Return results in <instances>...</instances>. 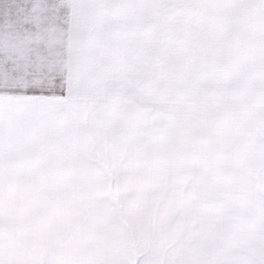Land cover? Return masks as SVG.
<instances>
[{
  "label": "rangeland",
  "instance_id": "374dc122",
  "mask_svg": "<svg viewBox=\"0 0 264 264\" xmlns=\"http://www.w3.org/2000/svg\"><path fill=\"white\" fill-rule=\"evenodd\" d=\"M143 1L151 76L122 64L119 110L74 104L0 151V264H264V200L207 198L235 168L205 165L264 125V0Z\"/></svg>",
  "mask_w": 264,
  "mask_h": 264
},
{
  "label": "crops",
  "instance_id": "0c3cea01",
  "mask_svg": "<svg viewBox=\"0 0 264 264\" xmlns=\"http://www.w3.org/2000/svg\"><path fill=\"white\" fill-rule=\"evenodd\" d=\"M136 8L137 0H0V151L24 150L18 144L25 143L26 128L29 135L56 128L53 120L72 118L74 104L81 110L82 105L109 109L116 104L119 110L122 64L124 71L132 70L131 64L150 76L153 65V34H131L128 24ZM137 53L143 54L140 61L133 58ZM53 77H60L56 92L25 91L26 84L44 79L51 83ZM255 135L240 143L234 163L233 149L226 144V162L205 164L215 168L211 171L216 181L218 173L229 176L230 167L235 168L234 180L226 179V190L210 192L207 198L264 200V125L257 126ZM232 183L236 185L229 186ZM221 204L230 210L232 201ZM257 207L264 208L251 205ZM257 255L246 254L234 264L259 263ZM230 257L219 263L232 264Z\"/></svg>",
  "mask_w": 264,
  "mask_h": 264
},
{
  "label": "snow or ice",
  "instance_id": "6c2138e0",
  "mask_svg": "<svg viewBox=\"0 0 264 264\" xmlns=\"http://www.w3.org/2000/svg\"><path fill=\"white\" fill-rule=\"evenodd\" d=\"M16 73L13 72L12 75H15ZM30 79L31 77H27ZM60 77H53L51 80V83H49L46 79L39 80L35 83H28L25 85V91L28 93H40L43 92L44 94H48L51 92H56V84L59 82Z\"/></svg>",
  "mask_w": 264,
  "mask_h": 264
}]
</instances>
